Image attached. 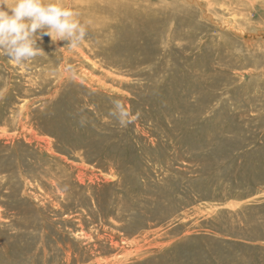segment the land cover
<instances>
[{
    "label": "rangeland",
    "instance_id": "obj_1",
    "mask_svg": "<svg viewBox=\"0 0 264 264\" xmlns=\"http://www.w3.org/2000/svg\"><path fill=\"white\" fill-rule=\"evenodd\" d=\"M198 18L209 30L173 41L203 65L198 83L174 87L178 112L152 100L159 60L141 75L96 70L99 55H62L49 35L22 64L9 55L2 79L12 73L18 88L0 101V264H264V76L245 74L252 66L214 76L222 39ZM263 19L258 8L253 20ZM236 38L263 57L261 44ZM45 54L53 60L36 62ZM113 100L138 118L121 128Z\"/></svg>",
    "mask_w": 264,
    "mask_h": 264
},
{
    "label": "bare ground",
    "instance_id": "obj_2",
    "mask_svg": "<svg viewBox=\"0 0 264 264\" xmlns=\"http://www.w3.org/2000/svg\"><path fill=\"white\" fill-rule=\"evenodd\" d=\"M185 1H186L185 3L182 0H177V1H171V3L164 2L163 4H156L154 2L152 3V0H44L45 3H58L62 7L71 9L74 13H76L75 18L77 20L79 19V21L85 24L86 26L87 36L83 41L85 44H82L81 46L75 49H71V51L67 52V49L62 47L67 39L55 41V44L57 43L56 46L61 51L62 55L67 56L68 54L71 53L74 55V57L78 56L80 59L83 58L84 60L85 59L92 60V58L95 55H99L100 64L92 63L93 68H95L96 70L102 69V71H104L105 68H109V69L115 68L116 69L115 72H117L118 70L123 72H128V70L138 68V70L136 71V74L138 75L143 74L144 69H142L141 67L144 64L152 63L155 62V60H159L160 69L157 73V76L160 78V83H162L161 84L162 87L160 88V90L156 92L155 96L153 95V93L151 95H152V100L161 102L160 105L165 102L164 107L167 104V109H170L168 106H173L171 105L170 102L171 100L175 99L174 96H176V93H174V91H176L175 90V88L177 87L176 85H178L179 87L178 90H179L182 88L181 85H184V83L187 84L186 80H189L191 82L194 81L197 82V80L200 78L199 76L200 74L198 73V71L201 70L202 68L201 66H203L202 63L198 64L197 59L194 61H190L188 56L184 54L189 51L190 47H187L185 50L181 51V49L173 43L175 39L185 38V35L189 37L188 40L190 44L191 42H194L192 32L190 31L192 27L194 28L195 31L194 37H197L199 34L203 32L205 28L201 24L198 15L199 17L201 16L202 21H204L206 25L210 24L211 28L212 27L217 28V30H219L218 34L221 36L220 39H222L221 45L216 46L217 50L214 56L215 59H213L212 61L213 65L214 63L217 64L213 66L214 76L217 77L227 76L228 73H231L233 71L236 75H241L238 69L246 68L249 66H252V68L246 71L245 74L248 75L258 74L259 76H264V66H263L264 55L263 57H259V56L254 57L253 54L252 56H249L250 54L248 53L245 55L244 53L246 52L242 53L240 51L239 46L237 45L238 40L236 38V37L241 38L242 42L245 45L247 44L251 46V48H253L252 45L254 44H258V45L261 44V46L258 47L264 48V19L262 22H257L253 20V15L258 13V8L264 9V0H185ZM172 2L179 3V5L182 8L186 9V11L179 12L177 9L174 8ZM217 7L222 10L223 15L221 19H218L214 14L216 9L215 11L213 10L214 8ZM182 22L189 23V25L187 26L189 30L185 29V31L189 32V34H184L183 33L184 29L179 28ZM165 26L169 28L167 34L163 33ZM49 27H50L49 25H45L43 29H37L36 31L37 33H39L40 31H43ZM205 30H209V28L206 27ZM200 39L201 41L203 40V38ZM206 39L208 41L209 39H211V42H214L215 38L213 39L211 34H209L206 35ZM68 40L72 41L71 38H68ZM203 42L205 43L204 40ZM37 43H36V47L43 48L41 47L42 43L39 44ZM8 47L9 45L0 44V88L7 87L5 91L1 92L0 101L6 100V98L11 99L12 89L15 90L18 88V85L15 84L17 82H13L12 80V77L14 76L12 75V73L9 74V78H7V80L2 79V76L4 75L1 73V71H3V69L8 70L10 65L9 64L10 62L7 61L10 53L5 55V53H7ZM45 56L44 57L42 56L43 58L41 57L35 59L36 62L41 60H43V62L45 61L48 62L53 60V58H51V60L50 57L47 58L48 55L45 54ZM32 64L34 63L32 62ZM11 68L13 67L11 66ZM20 68L21 67H19V69ZM88 74L90 76V72ZM111 74L112 73H110L109 75ZM133 74L135 75V73ZM203 74L204 71L202 70L201 75ZM64 76L67 75L64 74ZM153 79H155V76ZM216 80L215 81L213 80L211 84H213L214 86L218 85V81ZM203 81H200V83L204 85ZM229 81L231 82V79H229ZM72 82H74V80H72ZM56 84L58 85V83ZM88 84H91V82H89ZM57 85L56 87H58ZM87 86L89 87V85ZM186 94H188V91ZM178 97L179 96H177V98ZM181 104L176 102V104L173 106V108L174 107L176 108V112H178L177 108ZM4 105L6 104L4 103ZM101 107H100L101 109H104L102 105ZM104 111L106 112V109H104Z\"/></svg>",
    "mask_w": 264,
    "mask_h": 264
},
{
    "label": "clouds",
    "instance_id": "obj_3",
    "mask_svg": "<svg viewBox=\"0 0 264 264\" xmlns=\"http://www.w3.org/2000/svg\"><path fill=\"white\" fill-rule=\"evenodd\" d=\"M76 13L58 3H45L44 0H7L0 3V44L9 45L10 61L22 64L36 57L40 47L36 41L42 35H49L53 42L71 38L66 47L77 48L87 36L86 26L75 18ZM50 27L37 33V29ZM110 115L115 117L121 128L127 127L138 116L133 115L120 100L112 101ZM83 123V118L81 119Z\"/></svg>",
    "mask_w": 264,
    "mask_h": 264
}]
</instances>
